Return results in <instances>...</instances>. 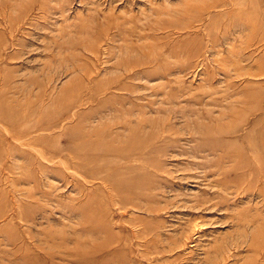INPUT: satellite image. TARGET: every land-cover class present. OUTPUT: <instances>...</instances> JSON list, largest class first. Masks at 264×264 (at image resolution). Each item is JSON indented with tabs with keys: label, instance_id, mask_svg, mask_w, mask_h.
Returning <instances> with one entry per match:
<instances>
[{
	"label": "rangeland",
	"instance_id": "obj_1",
	"mask_svg": "<svg viewBox=\"0 0 264 264\" xmlns=\"http://www.w3.org/2000/svg\"><path fill=\"white\" fill-rule=\"evenodd\" d=\"M0 264H264V0H0Z\"/></svg>",
	"mask_w": 264,
	"mask_h": 264
}]
</instances>
